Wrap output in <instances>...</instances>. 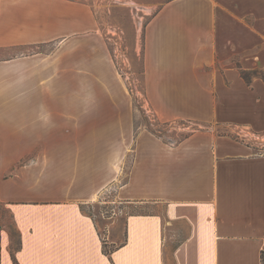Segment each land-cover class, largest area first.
<instances>
[{"label":"crops","instance_id":"obj_1","mask_svg":"<svg viewBox=\"0 0 264 264\" xmlns=\"http://www.w3.org/2000/svg\"><path fill=\"white\" fill-rule=\"evenodd\" d=\"M98 33L84 3L0 0L2 53L58 45L0 60V264H261L264 156L211 127L264 132V0H170L146 24L148 107L201 127L174 143L134 137L131 106L99 86L111 59ZM71 76L98 86L74 93L100 98L55 101ZM129 153L116 201L151 209L102 235L87 205Z\"/></svg>","mask_w":264,"mask_h":264},{"label":"rangeland","instance_id":"obj_2","mask_svg":"<svg viewBox=\"0 0 264 264\" xmlns=\"http://www.w3.org/2000/svg\"><path fill=\"white\" fill-rule=\"evenodd\" d=\"M88 5L94 12L99 26L97 37L104 45L111 59L110 71L106 70L102 74L105 78L100 85L106 88L117 89L120 97H124L133 111V135L136 137L142 130H146L152 135L163 139L166 142L174 143L181 140L196 129H201L198 125L176 121L169 124L160 122L153 115L148 107L143 93L142 79V51H143V30L151 17L170 0H74ZM55 43L48 45H37L27 49L0 51V60L7 55L25 57L46 56L58 50ZM78 43H75L71 50L77 51ZM25 56V57H24ZM74 75V74H73ZM58 80V79H57ZM55 81L56 83L60 81ZM72 81V83H70ZM101 81H97L100 83ZM66 86L70 83L72 94L69 96H55V101L61 99L70 107L79 103H93L97 97L95 95H79L74 93L75 88L82 89L83 86L93 93L98 88L92 80L79 79L71 76L67 81H62ZM79 83H81L79 85ZM76 84V85H75ZM104 84V85H103ZM57 88V87H56ZM117 98V95H116ZM211 130L219 136H229L232 139L246 144L251 148V152L257 156H264V132L255 133L249 129L235 127L212 126ZM131 153L126 157L123 166V174L119 182L113 186L108 185L102 189L95 198L93 204L87 205L90 215L98 221L100 234L105 235V223L110 218H118L119 224L129 213L148 212L150 209H140L135 206L119 204L115 198L117 185L126 180V174L131 164ZM27 162V161H24ZM120 238V235L118 236Z\"/></svg>","mask_w":264,"mask_h":264},{"label":"trees","instance_id":"obj_3","mask_svg":"<svg viewBox=\"0 0 264 264\" xmlns=\"http://www.w3.org/2000/svg\"><path fill=\"white\" fill-rule=\"evenodd\" d=\"M164 124H169V123H164ZM261 264H264V252L261 253Z\"/></svg>","mask_w":264,"mask_h":264}]
</instances>
